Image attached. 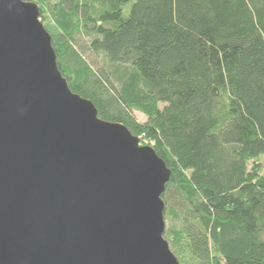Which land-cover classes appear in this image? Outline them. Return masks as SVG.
<instances>
[{
	"label": "trees",
	"instance_id": "trees-1",
	"mask_svg": "<svg viewBox=\"0 0 264 264\" xmlns=\"http://www.w3.org/2000/svg\"><path fill=\"white\" fill-rule=\"evenodd\" d=\"M26 1L70 89L171 170L179 263L264 264V0Z\"/></svg>",
	"mask_w": 264,
	"mask_h": 264
},
{
	"label": "water",
	"instance_id": "water-1",
	"mask_svg": "<svg viewBox=\"0 0 264 264\" xmlns=\"http://www.w3.org/2000/svg\"><path fill=\"white\" fill-rule=\"evenodd\" d=\"M171 170L58 68L39 5L0 0V264H180Z\"/></svg>",
	"mask_w": 264,
	"mask_h": 264
},
{
	"label": "rangeland",
	"instance_id": "rangeland-1",
	"mask_svg": "<svg viewBox=\"0 0 264 264\" xmlns=\"http://www.w3.org/2000/svg\"><path fill=\"white\" fill-rule=\"evenodd\" d=\"M136 113V116H137V119L139 120V121H144L145 120V117L141 114V113H139V112H135ZM141 140L143 141V139L141 138ZM141 141V142H142ZM144 143V142H143ZM146 143V142H145ZM262 171H263V173H264V163H263V169H262Z\"/></svg>",
	"mask_w": 264,
	"mask_h": 264
}]
</instances>
